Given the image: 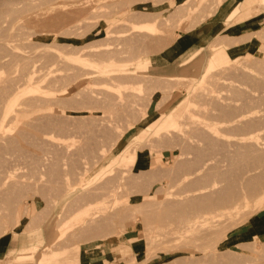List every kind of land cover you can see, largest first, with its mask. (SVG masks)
Here are the masks:
<instances>
[{"label":"rangeland","instance_id":"rangeland-1","mask_svg":"<svg viewBox=\"0 0 264 264\" xmlns=\"http://www.w3.org/2000/svg\"><path fill=\"white\" fill-rule=\"evenodd\" d=\"M243 1L0 0V264H264Z\"/></svg>","mask_w":264,"mask_h":264},{"label":"crops","instance_id":"crops-1","mask_svg":"<svg viewBox=\"0 0 264 264\" xmlns=\"http://www.w3.org/2000/svg\"><path fill=\"white\" fill-rule=\"evenodd\" d=\"M243 2H245L247 5H248V7L247 8H253V7H255L256 6V2H254V1H249V0H244ZM201 39H203V38H201ZM261 222H259L258 224H257V227H259V228H254V229H256V230H254V231H257V234H259L260 235V237H264V223L261 225L260 224ZM5 247H6V243L4 242V241H1L0 242V255H3V253H4V251H5ZM13 251V250H12Z\"/></svg>","mask_w":264,"mask_h":264},{"label":"bare ground","instance_id":"bare-ground-1","mask_svg":"<svg viewBox=\"0 0 264 264\" xmlns=\"http://www.w3.org/2000/svg\"><path fill=\"white\" fill-rule=\"evenodd\" d=\"M5 1H6V0H5ZM22 1H23V0H22ZM261 1L264 3V0H261ZM9 2H10V1H9ZM24 2H27V1H24ZM223 2H224V1H223ZM223 2L221 1V3H223ZM4 3H5V2H4ZM15 3H16V2H15ZM18 3H19V2H18ZM221 3H220V4H221ZM9 4H10V3H9ZM9 4H8V5H9ZM12 4H13V3H12ZM12 4H11V6H12ZM20 4H21V2H20ZM20 4H19L18 6H20ZM220 4H219V5H220ZM5 5H6V4H5ZM6 6H7V5H6ZM16 6H17V5H16ZM28 6H29V5H28ZM3 7H4V6H3ZM7 8H8V7H7ZM17 8H18V7H17ZM17 8H16V10H17ZM27 8H28V7H27ZM16 10L13 9V11H16ZM12 14H13V13H12ZM23 25L26 26V23L23 24ZM30 25H33V24H30ZM25 26H24V27H25ZM36 26H37V25H36ZM28 27H29V26H28ZM32 27H33V26H32ZM34 27H35V26H34ZM37 27H38V26H37ZM37 27H36V28H37ZM26 28H27V27H25V29H26ZM30 29H32V28H30ZM38 29H41V28H38ZM38 29H37V30H38ZM150 29H151V28H150ZM37 30H35V31H37ZM33 31H34V29H33ZM30 79H31V78H30ZM27 83H28V82H27ZM24 100H25V99H24ZM24 100H23V101H24ZM20 104H22V103H20ZM23 105H24V103H23ZM4 107H5V106H4ZM3 109H4V108H3ZM15 109H16V108H15ZM23 109H24V108H23ZM20 110H21V109H20ZM15 111H16V110H15ZM21 111H23V110H21ZM17 112H19V111H17ZM23 112H24V111H23ZM15 113H16V112H15ZM19 113H20V112H19ZM2 114H3V113H2ZM191 114H192V113H191ZM17 115H18V114H16V116H17ZM16 116H13V118L11 117L12 120H11V118H10V120H11V121H14V120H15L14 117L17 118ZM188 118H189V117H188ZM15 122L17 123L18 121H15ZM22 123H23V122H22ZM20 125H21V123H20ZM14 127H15V126H14ZM18 128H19V127H18ZM14 129H15V128H14ZM2 137H3V136H2ZM119 156H120V155H119ZM119 158H120V157H119ZM68 223H69V222H68ZM193 226H194V225H193ZM66 227H67V225H66ZM57 229H58V228H57ZM58 240H59V238H58ZM38 245H39V244H38ZM44 260H45V259H44ZM44 260L42 259V261H44ZM42 261H41V262H42Z\"/></svg>","mask_w":264,"mask_h":264}]
</instances>
